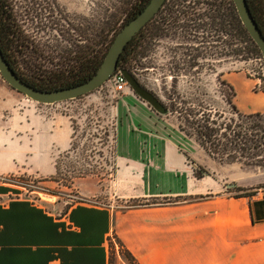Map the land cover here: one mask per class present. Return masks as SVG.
I'll return each instance as SVG.
<instances>
[{
	"label": "crops",
	"instance_id": "0c3cea01",
	"mask_svg": "<svg viewBox=\"0 0 264 264\" xmlns=\"http://www.w3.org/2000/svg\"><path fill=\"white\" fill-rule=\"evenodd\" d=\"M168 126V134H143L150 162L117 148L113 198L149 205L78 203L56 215L42 198H15L16 185L0 182V264H130L126 253L136 264H264V193H225L204 148ZM72 135L65 116L31 106L0 113V176L54 174L55 151L68 150ZM197 166L207 172L196 176Z\"/></svg>",
	"mask_w": 264,
	"mask_h": 264
},
{
	"label": "rangeland",
	"instance_id": "374dc122",
	"mask_svg": "<svg viewBox=\"0 0 264 264\" xmlns=\"http://www.w3.org/2000/svg\"><path fill=\"white\" fill-rule=\"evenodd\" d=\"M8 1L11 4L12 22L16 29L21 31L24 44L28 45V48H18V53L14 55L16 66L26 76L30 77L35 73L46 78L48 72H57L68 63L66 60L74 56L76 45H91L96 33L106 23L122 24V20L126 18L129 8L136 0ZM114 34V31H111L108 39L114 37ZM195 48L192 57L174 52L175 48L173 52L152 48L147 59L137 55L134 66L138 69L136 71L138 77L162 95L167 102L168 97L176 99L177 103L182 100V103L175 108L179 111L189 106L186 104L189 99L181 98L179 93H197L199 98H203L202 101H195L198 110L208 114L209 108H212L210 121L216 122V125L212 126L219 127L220 124L228 123L229 118L234 117L230 113L233 111L232 108L224 103L226 92L218 90L217 77L222 70V80L234 90L235 95L232 100L237 110L247 115L264 113V73L261 79L262 85H258L257 79L253 78L256 72H263V62L259 58L243 60L247 55H243V59L235 56L234 32L232 35H227L225 46L221 43ZM224 49L226 58L220 54ZM198 55H201L198 67L193 68L192 62H197L198 59H195ZM223 89L221 87V90ZM125 92V94H114L110 92L109 86L104 85L77 99L56 104H40L15 90L0 73V113L9 115L11 110L20 112L31 106L37 113L46 116H65L70 119L73 126L70 148L65 151H55L54 174L7 176L5 182L15 184L14 188L17 192L22 191L23 196L34 200L43 199L41 195L43 193L53 196L52 200H43L56 215L65 213L70 207L83 200H98L100 206L114 204L115 209L118 210L146 203L143 199L117 201L113 198L112 182L116 170L117 148L121 154L127 152L130 155L129 159L140 158L150 162L151 155L147 150L151 149L143 148L145 147L142 142L143 134L158 136L159 128L163 129V133L168 134L169 125L168 129L172 132L177 130L178 133L189 136L180 130L177 116L160 117L145 102L131 95L128 88ZM200 104L202 107H198ZM150 112L156 117L150 118ZM184 115L183 112L182 118ZM156 120L167 123L163 122V126L162 123L158 126ZM127 133L128 137H126ZM222 133L223 130L219 134ZM169 154H173L171 149ZM205 154L209 160L210 175L220 179L228 195L264 193V172L261 168L220 162ZM194 169L202 171L198 166ZM229 183L238 185L228 188L225 185ZM151 184L149 182V185ZM138 188L141 186L138 185ZM187 199L189 198L177 199V201H187ZM159 202L166 200L161 199Z\"/></svg>",
	"mask_w": 264,
	"mask_h": 264
},
{
	"label": "flooded vegetation",
	"instance_id": "af4514ba",
	"mask_svg": "<svg viewBox=\"0 0 264 264\" xmlns=\"http://www.w3.org/2000/svg\"><path fill=\"white\" fill-rule=\"evenodd\" d=\"M150 1L151 0H136L135 3L132 4V6L129 8L126 18L122 20V24L117 25L115 22H112L113 24L110 23L112 25L111 26V28L113 29L112 31H114V33H115V30H118L120 32V30L128 22H130L134 17H136L149 4ZM210 1L211 0H165L164 4L159 9V11L131 39L133 40L136 37H138L137 38L139 41L138 53L133 55L132 53H129L130 51H128L127 52L128 55L126 57L127 61L124 64V66L121 67L119 66V63H118L117 71L113 74V76L110 78L109 81L104 83L99 88H102L104 87V85H107L109 86V90H110L113 86L112 81H113L114 76H116L119 73L122 74L121 70H126L134 78H136L141 85H143L145 88H147L149 91H151L152 93L156 95V97L159 99V101L162 103V105L167 110L166 114H163V115L177 116V121L179 124L181 121L179 120V118L181 114L183 115V112L182 110L179 111V109H175V108H176V105H179L180 103H182V100L179 103H177L176 99L169 98L166 93V96L168 97V100H169L168 101L169 103H168L162 97V95L155 92L147 84L143 83L142 80L138 77V74L136 72L138 69L136 66H134V63H135L134 61L137 55H139L141 58L147 59L152 48H154V50H160V51H170L171 50L172 52H173V48H175L174 52H180V53H183L187 57H192L196 49L195 47L205 48L206 45H212V44L217 45L221 43H224V46H225L226 37L227 35H232V32H234V36L236 40V48L234 51L235 56L241 57L239 59H242L243 55H242L241 24L243 22L237 10L235 1L234 0H219V2L217 0H213V2H210ZM14 28H15L14 29L15 34H13L11 37L15 41L17 48L15 49V53H13V55L18 53V48H22V47L28 48V45L24 44V37L22 36L21 31L17 30L15 25H14ZM217 29H219L218 32H217ZM109 40L110 39H107V43L109 42ZM2 41H3V36H2V31L0 29V47L3 51V48L5 50V46L2 44ZM81 46H82L81 44L76 45L74 56L68 57V59L66 60V62L68 63H66V65H64L60 69V71H62L63 76H58L57 73L59 72L57 70V72L56 71L48 72V74H46V78H42L40 77V75H37L35 73H32L31 76L29 77L23 74L20 68L16 66V59L14 58V56L11 59L12 62L11 63L9 62V63L11 64L12 68L15 70L17 75L21 77L26 83L32 85L33 87L37 89H41V87L49 88V89H41V90L61 89V88H58L60 85L58 83L59 79L64 77L66 67L68 65H71L70 62L72 61V59L73 58L76 59V56H78V53L81 55V50H82ZM220 54L223 55L224 58H226L225 49H224V52L223 53L221 52ZM200 57L201 55H198L196 59L194 58L195 60L197 59L198 60L197 62H194V63L192 62L193 68L198 67ZM259 59L262 60L263 65H264L263 56L262 58H259ZM144 69H147V67H144ZM262 71H263L262 73H260V71L256 72L257 74L256 75L254 74L255 76H253V78L257 79L258 85L259 84L262 85L261 79L263 77L262 75L264 73V67ZM221 73H222V70L218 74L217 82H218V78H221L222 76ZM99 88H97L96 90H98ZM127 88H128V92L131 95L145 102L135 93V91L131 88L130 84L128 83L127 78L125 77V87L121 93L125 94L126 93L125 91H127ZM193 93L183 94L180 92L179 95L182 96L181 98L185 99V97H187L188 99L189 95H192ZM57 103H60V102H57ZM145 103L153 111L157 112L151 105H149L147 102ZM40 104H45V103H40ZM157 113L161 114L159 112ZM210 157L213 158L212 156ZM234 163H239V162H234ZM262 171L264 172V169H262ZM230 184H233V183H229L227 185L230 186ZM231 188H234V187H231Z\"/></svg>",
	"mask_w": 264,
	"mask_h": 264
},
{
	"label": "trees",
	"instance_id": "16d2710c",
	"mask_svg": "<svg viewBox=\"0 0 264 264\" xmlns=\"http://www.w3.org/2000/svg\"><path fill=\"white\" fill-rule=\"evenodd\" d=\"M247 2L253 17L264 33V0H247ZM10 6L8 0H0V29L3 36L2 44L5 46V50L2 48L6 58L11 63L17 45L11 37L15 34V31ZM111 26V24L106 23L96 33V38L92 40L91 45L85 44L81 46V55L78 53L76 59L73 58L70 62L71 65L66 67L64 77L59 79L58 83L60 85L58 88L69 87L84 82L98 70L114 37L118 33V30H115L114 37L107 43L108 36L113 30ZM241 30L242 55H247L242 59L262 58L261 50L253 41L243 23L241 24ZM137 38L131 40L126 46L120 57L119 66L123 67L126 63L128 51L133 55L138 53L139 41ZM58 72V76H63L62 71L58 70ZM221 87L224 89L221 90ZM218 88L220 92H226L224 93V97L226 96L224 103L232 108L233 111L230 113L234 117L229 118L228 123H222L219 127L212 126L213 124L216 125V122L210 121L212 108H209L208 114L198 110L195 101L199 102L203 99L199 98L197 93H193L189 95V101H186V104L189 105L188 108L182 110L185 114L184 118L181 116L179 118L181 120L179 123L180 130L188 136L194 137L210 156L220 162H239L243 165L258 166L264 169V113L250 115L240 113L233 104L232 98L235 94L232 86L223 81L222 78H218ZM41 89L49 88L41 87ZM198 107H202V104ZM221 130H223V133L220 135ZM203 172L207 171L196 170L195 174L196 176H202ZM146 204L144 203L139 206ZM125 255L129 259L130 264H136L130 254L126 253Z\"/></svg>",
	"mask_w": 264,
	"mask_h": 264
},
{
	"label": "water",
	"instance_id": "95a60500",
	"mask_svg": "<svg viewBox=\"0 0 264 264\" xmlns=\"http://www.w3.org/2000/svg\"><path fill=\"white\" fill-rule=\"evenodd\" d=\"M234 1L244 26L260 48L264 58V33L253 17L247 0ZM164 2L165 0H151L136 17L128 22L116 35L98 70L90 78L82 83L55 90L37 89L26 83L21 77L17 75L9 61L6 59L1 47L0 73L10 86L38 103L54 104L65 100L77 99L96 90L110 80V78L118 69L120 57L128 43L159 11ZM121 73L127 78L131 88L142 100L151 105L157 112L166 114L167 110L154 93L141 85L138 80L134 78L128 71L121 70ZM235 186L236 184L233 183L230 184L229 187Z\"/></svg>",
	"mask_w": 264,
	"mask_h": 264
},
{
	"label": "built area",
	"instance_id": "2783aa9c",
	"mask_svg": "<svg viewBox=\"0 0 264 264\" xmlns=\"http://www.w3.org/2000/svg\"><path fill=\"white\" fill-rule=\"evenodd\" d=\"M112 84H113V86L110 89V92L114 93V94H120L124 90V87H125V77L122 74H120V73L117 74L116 76H114ZM6 177L7 176H0V182L7 183V182H5ZM8 184H11V183H8ZM11 185H15V184H11ZM11 195L13 197H15V198L25 197V196H23V192L22 191L17 192L16 190H12ZM97 201L98 200H94V201H92V200H83L81 203L100 206L99 205L100 203L97 202ZM146 203H147L146 205L150 204L149 202H146ZM105 205H101V206H105Z\"/></svg>",
	"mask_w": 264,
	"mask_h": 264
},
{
	"label": "bare ground",
	"instance_id": "6f19581e",
	"mask_svg": "<svg viewBox=\"0 0 264 264\" xmlns=\"http://www.w3.org/2000/svg\"><path fill=\"white\" fill-rule=\"evenodd\" d=\"M41 195H42L43 199H46V200H52L54 198L53 196L45 194V193H43Z\"/></svg>",
	"mask_w": 264,
	"mask_h": 264
}]
</instances>
